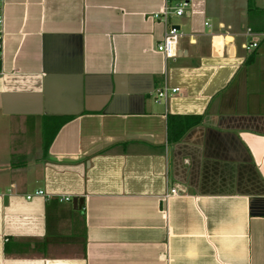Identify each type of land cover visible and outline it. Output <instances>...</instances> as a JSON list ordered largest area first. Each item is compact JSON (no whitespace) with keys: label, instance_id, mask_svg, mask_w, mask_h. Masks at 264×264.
<instances>
[{"label":"crops","instance_id":"crops-1","mask_svg":"<svg viewBox=\"0 0 264 264\" xmlns=\"http://www.w3.org/2000/svg\"><path fill=\"white\" fill-rule=\"evenodd\" d=\"M164 4L3 0L0 264H264V0Z\"/></svg>","mask_w":264,"mask_h":264},{"label":"built area","instance_id":"built-area-1","mask_svg":"<svg viewBox=\"0 0 264 264\" xmlns=\"http://www.w3.org/2000/svg\"><path fill=\"white\" fill-rule=\"evenodd\" d=\"M192 0H165L164 6L156 13L152 15L154 21H158L164 25V35L160 43L156 45L155 51L160 54L165 61L174 60L178 57V45L183 37V33L180 31L178 25L172 22L173 19L189 16V9ZM3 0H0V52L2 50V26H3V15H2ZM247 35H250V30L247 31ZM246 53L250 54L254 49L257 48V42L252 41L245 47ZM181 54V52H180ZM1 59V53H0ZM179 94V89L169 88L164 83L160 88L157 89L155 94V102H166L170 97ZM179 194L178 188H171L163 197L167 200L173 196ZM34 196H45L47 200H51V196L45 195L42 191H38L33 195L26 196V200H31ZM59 202H69L70 197L59 196L56 198Z\"/></svg>","mask_w":264,"mask_h":264},{"label":"trees","instance_id":"trees-1","mask_svg":"<svg viewBox=\"0 0 264 264\" xmlns=\"http://www.w3.org/2000/svg\"><path fill=\"white\" fill-rule=\"evenodd\" d=\"M250 2V0H249ZM170 124V123H169ZM169 128V140L171 141V144H175L176 142H178L181 138V136L183 135V133H180L178 136L176 134H172V129L171 126H168Z\"/></svg>","mask_w":264,"mask_h":264},{"label":"water","instance_id":"water-1","mask_svg":"<svg viewBox=\"0 0 264 264\" xmlns=\"http://www.w3.org/2000/svg\"><path fill=\"white\" fill-rule=\"evenodd\" d=\"M73 203H74V204H79V205H81V204H82V201H81V199H74V200H73Z\"/></svg>","mask_w":264,"mask_h":264}]
</instances>
